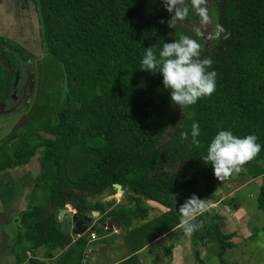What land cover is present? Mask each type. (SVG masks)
Returning a JSON list of instances; mask_svg holds the SVG:
<instances>
[{"label":"trees","instance_id":"16d2710c","mask_svg":"<svg viewBox=\"0 0 264 264\" xmlns=\"http://www.w3.org/2000/svg\"><path fill=\"white\" fill-rule=\"evenodd\" d=\"M35 2L41 40L62 67L66 91L60 109L0 139V173L26 165L40 150L37 178L9 242L12 264H47L23 256L25 249L39 247H66L62 261L80 263L86 235L71 241L52 218L66 205L79 214L98 212L99 224L116 218L131 254L181 225L193 249L215 243L218 263L227 264L222 255L232 248V234L221 231L220 216L196 205L185 220L175 197L201 184L203 200L210 201L215 184L244 174L260 178L255 202L264 212V0H215L216 44L198 53L197 37L185 24L190 11L168 25L176 0ZM27 61L24 50L0 37V104L15 83L17 63ZM1 68L9 73L3 76ZM181 95L192 115L179 155L184 163L172 172L160 142L173 125ZM218 146L232 152L215 156ZM69 155L92 161L68 178ZM40 180L46 181L41 184L46 203L35 206ZM113 184L127 186L135 196L131 211L114 208L103 214L100 201L86 203V195H105ZM144 201L165 211L148 218L151 208ZM133 220L139 223L132 226ZM192 254L202 264L197 250Z\"/></svg>","mask_w":264,"mask_h":264},{"label":"rangeland","instance_id":"374dc122","mask_svg":"<svg viewBox=\"0 0 264 264\" xmlns=\"http://www.w3.org/2000/svg\"><path fill=\"white\" fill-rule=\"evenodd\" d=\"M185 10L193 15L187 16L185 24L190 26L189 28L197 37L195 46H199L201 50L196 47L195 52L210 51L216 44L215 0H176L167 15L168 25H174L175 16ZM0 37L28 54V61L25 64L17 63L19 72H16L12 94L5 103L0 104L1 139L12 129L60 109L66 86L60 63L46 52L41 40L35 0H0ZM15 59L17 60V57ZM1 71L3 76L9 73L6 68H1ZM191 115L192 111L185 105L184 96L181 95L175 110L173 125L165 130L160 142V147L165 150L166 167L169 171L177 170L184 163L179 155L183 153L182 142L188 139V120ZM41 135L47 137L44 133ZM231 152L232 149L225 146H218L212 150L215 156H225ZM39 153L40 150H37L34 158L24 165L31 176H34V181L38 175ZM91 161L92 159L88 156L69 155L65 161L67 177L79 176ZM255 179H250L244 174L233 175L228 181L214 185L213 199L210 201L203 200L201 184L182 190L175 197L177 209L183 219H188L195 214L198 210L196 205L203 206L205 210L220 216L218 225L221 231L224 234H232L230 239L232 248L222 255L227 264H264V212L256 208L255 197L260 179L254 181ZM43 182L46 185L45 180H40L39 189L36 192L41 201L46 191L45 185L44 188L41 185ZM119 189V193H116L113 188L105 195H86V203L92 205L95 201H100L103 205V214L114 208L131 211L132 199L135 196L127 186H120ZM105 197L109 199L106 200ZM25 199L27 202L29 199L27 195ZM230 200L232 202L228 204ZM144 202L151 207L159 206L151 201ZM66 208L73 211L69 205ZM157 208L162 210L160 207ZM148 213V218L155 215L153 209H150ZM91 220L97 223L96 217H92ZM138 223L139 221L133 220L131 225ZM189 248L188 257L192 258V264H196L192 254L194 249L198 251L202 264H219L215 243L206 247L197 246L194 249L189 243Z\"/></svg>","mask_w":264,"mask_h":264},{"label":"crops","instance_id":"0c3cea01","mask_svg":"<svg viewBox=\"0 0 264 264\" xmlns=\"http://www.w3.org/2000/svg\"><path fill=\"white\" fill-rule=\"evenodd\" d=\"M10 170L0 173V264H12L13 262L9 242L16 236V216L26 209L25 196L30 197L35 183L34 176H31L24 165ZM259 179L256 178L254 181ZM36 192L32 198L33 205H44L46 193H44L43 201H41ZM38 202L40 204H37ZM149 207L155 211V215L152 217L165 211L160 205ZM124 233L125 231L120 227L118 231L86 235L87 244L92 245L94 250L86 252L85 247L79 264H192V258L188 257V252L190 253L189 234L181 225L145 245L134 254L130 253L122 239ZM67 234L71 241L78 238ZM66 250V247L62 250L51 251L46 247H39L32 251L25 249L23 256L25 259L34 258L47 264H71V262H67L68 260L62 261L64 258L62 255ZM132 255L136 257L135 262L129 261Z\"/></svg>","mask_w":264,"mask_h":264},{"label":"water","instance_id":"95a60500","mask_svg":"<svg viewBox=\"0 0 264 264\" xmlns=\"http://www.w3.org/2000/svg\"><path fill=\"white\" fill-rule=\"evenodd\" d=\"M10 95L7 96L9 98ZM6 98V100H7ZM112 188L115 189L116 193L120 192V186L113 184ZM105 199H109L105 197ZM67 206V205H66ZM61 208L55 211L52 215L53 221L55 222V227L63 233H69L71 236L79 237L93 230L92 227L87 228V224L91 222V217H96L98 215L95 211H90L85 213L81 218H77L76 210L70 211L66 208ZM105 232L118 231L119 224L116 218H111L105 221L103 225ZM89 250H94V247L90 244L86 245V252Z\"/></svg>","mask_w":264,"mask_h":264},{"label":"flooded vegetation","instance_id":"af4514ba","mask_svg":"<svg viewBox=\"0 0 264 264\" xmlns=\"http://www.w3.org/2000/svg\"><path fill=\"white\" fill-rule=\"evenodd\" d=\"M19 68V67H18ZM16 72H19V69H17V71ZM16 72H15V75H14V77H15V79H16ZM16 81V80H15ZM11 91H12V89H11ZM10 91V93H9V95L10 94H12V92ZM90 211H83V213L82 214H79V213H77L76 212V214H77V218H81L85 213H89ZM98 213V212H97ZM100 217V214H98L97 216H96V218H97V220H98V218ZM92 218V217H91ZM111 219V218H110ZM96 222V221H95ZM95 222H92V220H91V222L90 223H88L86 226H87V228H89V227H92L93 228V230L92 231H90V232H86L85 233V235H89L90 233H93V234H97L98 233V231H97V229H99V227H100V229H101V231L98 233V234H100L101 232H105L104 231V228H103V225H104V223L103 224H97V223H95ZM97 224V225H96ZM106 233V232H105ZM84 235V234H83Z\"/></svg>","mask_w":264,"mask_h":264}]
</instances>
